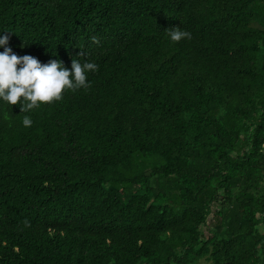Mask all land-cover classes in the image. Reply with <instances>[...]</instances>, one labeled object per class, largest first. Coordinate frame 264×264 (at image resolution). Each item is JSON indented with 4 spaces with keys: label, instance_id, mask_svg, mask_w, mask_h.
Segmentation results:
<instances>
[{
    "label": "trees",
    "instance_id": "obj_1",
    "mask_svg": "<svg viewBox=\"0 0 264 264\" xmlns=\"http://www.w3.org/2000/svg\"><path fill=\"white\" fill-rule=\"evenodd\" d=\"M0 31L99 65L0 100V264H264V0H0Z\"/></svg>",
    "mask_w": 264,
    "mask_h": 264
},
{
    "label": "clouds",
    "instance_id": "obj_2",
    "mask_svg": "<svg viewBox=\"0 0 264 264\" xmlns=\"http://www.w3.org/2000/svg\"><path fill=\"white\" fill-rule=\"evenodd\" d=\"M171 39L179 41L190 38L191 33L177 26L170 30ZM3 32V31H0ZM8 34H0V100L11 105L19 103L21 112L40 107L63 98L65 90L87 88L91 81L89 73L98 71L95 61L72 60L69 69L61 59L42 62L32 54L19 55L9 45ZM34 121L25 115L23 124L31 126Z\"/></svg>",
    "mask_w": 264,
    "mask_h": 264
},
{
    "label": "rangeland",
    "instance_id": "obj_3",
    "mask_svg": "<svg viewBox=\"0 0 264 264\" xmlns=\"http://www.w3.org/2000/svg\"><path fill=\"white\" fill-rule=\"evenodd\" d=\"M207 222H210V224H211V222H212V219H211V221H210V217H209Z\"/></svg>",
    "mask_w": 264,
    "mask_h": 264
}]
</instances>
